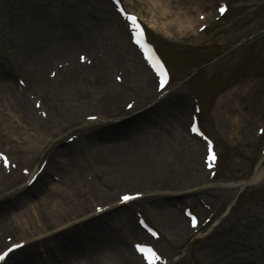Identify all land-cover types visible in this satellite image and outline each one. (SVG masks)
Wrapping results in <instances>:
<instances>
[{
	"label": "rangeland",
	"instance_id": "obj_1",
	"mask_svg": "<svg viewBox=\"0 0 264 264\" xmlns=\"http://www.w3.org/2000/svg\"><path fill=\"white\" fill-rule=\"evenodd\" d=\"M51 1V7L44 9V13L54 21L68 14L66 20L77 22L76 11L69 9L73 8L71 3H78L91 10V22L93 18H99L96 21L99 23L102 20L98 9L102 8L105 12L102 32L88 33V29L76 26L77 32L85 30L80 33L81 38L91 34L99 37H94L99 47H95L94 54L89 55L82 47H74L73 52H62L53 63L45 66L41 77L32 63L25 60L29 53L23 43L15 44L12 38V22L16 16L12 18L10 12L14 4L0 0V63L14 86L19 87L29 99L30 106L33 103L37 108L38 105L46 123L51 121L48 122L49 130L54 132L51 135L48 129L37 127L39 124L33 122L34 119L23 117L20 111L11 108L10 99L0 93V148L13 150L11 155L17 158V163L23 162L26 167L30 165L34 168L40 158L47 160L49 157L41 153L43 148V152L47 148H51L49 151L59 148L67 151L62 145L68 146L71 158L56 156L53 165L59 163L86 175L96 188L90 192L88 186H82L83 196H76L88 211L95 201L115 203L117 199L114 197L118 193H143L145 198L132 205V217H136L134 211L138 210L158 230L159 237L149 236L144 241L166 255L167 264H214L206 249L217 238L226 241L224 245L228 252L227 246L235 247L236 250L230 252L233 260H236L235 255L246 258L243 255L245 251L240 248L241 240L258 244L260 251L253 257L256 256L259 261L255 264H264V182L257 184L258 178L250 182L253 177H258L257 173L264 172V154L260 152L264 145V0H227L229 10L223 15L215 12L221 0H167L166 7L159 2L152 3L154 0H122L129 11L136 12L144 21L149 40L155 44L171 70L172 79L162 96L154 91L155 78L136 49V66L132 62L131 71L130 64L125 68L119 65L120 62L114 64L120 32L125 35L121 38L124 37L126 45L132 50L134 48L130 46L128 29L112 3L93 0L91 2H97L99 6L95 4L92 9L90 0ZM180 17L189 19L185 30ZM152 19L160 25L163 23L164 32L149 26ZM82 52L89 57L88 62L82 63L90 68L85 73L89 77L77 82L92 89H104L102 92L110 93L111 97L122 94L126 101H131V110L135 113V110L156 102L151 110L154 120L149 135L141 132L140 125V129H133L134 132L128 136L129 145L145 154L140 165L134 168L138 170L136 172L124 170L115 159L112 162L108 160L107 152L100 144L86 141L93 137L91 133L99 132L106 125H115L133 117L134 114L129 113L131 110L122 106L125 100L122 104L119 101L121 105L117 108L95 113L94 119L90 120L91 116L87 114L92 112L86 113V107L74 109L69 94L57 92L43 81L47 76L53 79L57 70L65 67L63 62L67 60L64 56H71L77 62V54ZM125 60L122 58L119 61L124 63ZM145 91L153 93L147 96ZM175 101L184 109L182 112L186 111L185 116L180 117L183 126L177 128L163 118L173 114L172 104ZM194 104H198L200 109L197 117L203 130L201 136L189 130L195 112ZM17 115L22 118L21 121ZM61 121L69 123L57 128ZM58 129L60 132H56ZM70 134H74L75 138L65 141ZM20 136L26 141L17 139ZM152 138H156L154 146L150 142ZM164 138L172 142L174 149L173 163L167 169L165 164L169 162L166 159L169 154H164L166 147H155ZM32 143L41 145V152L35 162H28L32 153H23L21 149ZM206 149H211L213 159H208ZM108 165L113 173L108 170ZM45 171L47 168L42 172ZM12 172L16 174L17 168H12ZM48 172L45 176L49 181L45 184L60 187L57 173L52 169ZM1 173L4 176H0V185H8L10 176ZM19 188L16 184L6 187L7 197L15 196ZM153 197H159L161 204ZM174 203L179 204L178 210L186 224L187 218L182 213L184 207H190L198 214V231L183 236L175 234L171 219L160 214L168 209L176 211ZM25 204L31 206L33 203L31 200L22 202L9 213L13 211L20 216L17 211ZM245 230L249 231L248 236L240 237ZM212 232L217 238H208Z\"/></svg>",
	"mask_w": 264,
	"mask_h": 264
},
{
	"label": "bare ground",
	"instance_id": "obj_2",
	"mask_svg": "<svg viewBox=\"0 0 264 264\" xmlns=\"http://www.w3.org/2000/svg\"><path fill=\"white\" fill-rule=\"evenodd\" d=\"M7 0H4V2ZM14 4L13 10L10 12L11 17H15L12 22L15 44H22L28 50L29 55L25 60L32 63V66L38 71L42 77L45 71V66L53 63L62 52H73L74 47L85 48L87 53L94 54V48L99 47L95 34L87 35L85 38H81L80 33L88 29L89 32H102L105 28L103 16L105 15L103 9L100 10L101 20L99 18H93L92 22L89 19L91 10L86 7H81L78 3L73 4L69 10L76 11L77 22L74 20H66L68 14H64L60 20L54 21L52 17L44 13V9H49L52 5L51 0H8ZM93 0H90V2ZM152 3L159 2L165 7L166 0H154ZM41 3V4H40ZM11 4V5H12ZM97 5V2H91L90 7L92 9ZM99 6V5H97ZM97 11V12H98ZM46 12V10H45ZM71 16H73L71 14ZM94 16H97L96 14ZM82 20V21H81ZM184 20L189 21V19ZM87 21L88 23H84ZM90 21V22H89ZM150 27L163 31V23L158 24L157 22L151 21ZM184 30L188 27V24L182 22ZM63 24V25H62ZM84 27L85 30L77 32V28ZM178 26V23H177ZM183 31V28L179 30ZM187 29V28H186ZM167 32V31H165ZM123 32L119 33V39L116 42L117 53L114 55V64L120 62L119 65L130 64L132 70V62L136 66V52L134 49L126 45ZM96 37L97 39H95ZM18 41V42H17ZM132 47V45L130 44ZM80 53L77 54V60ZM67 60V66L58 69L57 75L50 80V78L44 77L43 81L48 82L51 87L57 92H65L69 94L71 103L75 106L74 109H82L86 107L87 115H96L95 113H103L106 110H112L117 108L119 105L124 103L126 100L122 94H114L112 97L110 93H103L104 89L98 88L92 89L93 87L83 86L77 82L83 81L88 75L85 73L90 69L87 65L75 62L73 57L64 56ZM122 58H126L123 62L119 61ZM1 59V58H0ZM2 62L4 60L2 59ZM48 63V64H47ZM113 64V66H115ZM5 68L0 63V93L5 95L7 99H10L11 108L20 111L24 116H29L34 119L33 122L38 123L37 127L48 129L50 122L46 121L41 117L36 107L30 106L29 99L22 93L21 90L14 86L12 79L9 74L3 70ZM122 69V68H121ZM84 72L83 74H80ZM62 75L60 78H58ZM79 83V84H78ZM203 83V82H202ZM204 84V83H203ZM155 90V89H154ZM121 92V91H120ZM151 91H145V94L149 96ZM125 100V101H124ZM121 101V104H119ZM127 100L123 107L127 105ZM172 115L163 116L167 121L173 123L174 127L183 126L180 119L186 114V111L182 112V107L179 102L175 101L172 104ZM154 104L149 107L143 108L140 111L134 113L131 121L120 122L115 125L105 126L99 132H93L92 138H87L86 141L91 144H97L103 146L107 152L108 160L111 162L115 159L118 166L124 168V170H134L135 167L139 166L142 158L145 156L144 151L135 150L132 145H129L128 136L132 134L133 129H140L141 132H149L153 128L154 116L151 113ZM97 110V111H96ZM184 110V109H183ZM18 116V115H17ZM161 116V114H160ZM19 118V121L22 118ZM66 123H69L67 121ZM63 121L59 122L57 128L65 125ZM60 132V129L56 130ZM51 135V130H49ZM89 134L88 136H90ZM87 136V137H88ZM21 142H25L26 138L17 137ZM45 142V140H41ZM128 142V143H127ZM150 142L153 146L156 143V138H152ZM156 144V148L161 149L163 146L166 147L164 154L168 153L167 160L164 162L165 168H169L173 163L174 149H172V142L161 139V143ZM127 144V147L125 148ZM67 151H63V148H59L53 151H46L49 156L44 168H47L44 174H39L32 171V176H36L35 181L27 186L21 183L23 174L26 172L25 168H21V174H11L8 181L9 186L11 184H18L20 188L24 190L21 193L9 198L7 201L12 206H17L22 202L31 200L33 203L31 206L25 204L17 212L20 216L11 210V206L8 205L7 201L4 200L5 194L4 187L7 185H0V247L7 241L16 238L27 239L31 238L22 247L14 249L9 254V259L3 262V264H149L148 260L141 258L138 253L129 246L130 240L139 238L147 239L146 233L135 224L134 217L131 215L132 204L136 201L142 200L141 197L126 201L121 204L108 205L101 202L95 201L93 206L88 211L87 207L81 206L77 197L83 196L82 186H88L91 190L95 191L86 175L81 174L78 171L72 170L70 167H64L59 163L54 164L57 157L71 158L72 154L69 152V148L66 145H62ZM131 146V147H130ZM41 145L32 143L27 146H22L21 151L23 153H32L28 162H35L37 154L41 150ZM9 154L13 153V150H8ZM140 152V153H139ZM162 153V152H161ZM173 157V158H172ZM19 165V164H18ZM111 165V164H109ZM108 165V170H109ZM38 167V166H37ZM4 168L0 164V176H4L1 171ZM114 169L113 165L111 166ZM54 170L60 177V187L56 185L48 186L45 183L48 182L46 174L48 170ZM141 170V169H139ZM6 171V169H5ZM110 171V170H109ZM35 172V173H34ZM111 172V171H110ZM113 173V172H111ZM258 177H253L251 183L256 180L257 184L264 182V172L257 173ZM27 179V178H26ZM27 181V180H26ZM25 181V182H26ZM43 184V185H42ZM86 191V188L85 190ZM119 194V193H118ZM117 194V195H118ZM117 195L114 197L117 199ZM161 194H153V196H160ZM36 198V199H32ZM156 198L158 201L159 197ZM108 199V198H106ZM151 199V198H150ZM161 199V198H160ZM158 201V204H161ZM178 203V202H177ZM177 207L176 211L168 209L164 213H160L161 216H165L171 219V224L174 225L173 231L177 235H184L191 231V228L185 223L183 216L180 214L178 207L179 204L174 203ZM97 209H102V212L97 213ZM159 212V211H156ZM212 232L208 235V238L214 237L215 233ZM249 231L245 230L240 237L248 236ZM213 235V236H212ZM217 238V235L214 237ZM207 240V239H206ZM226 241L223 239H216L211 246L206 249L208 252L207 256L212 259L214 264H255L259 259L253 255L257 254L258 244L247 243L245 240L240 241V245L245 252L246 258L243 256L235 255L236 260L231 258L232 250H236L234 246H227L230 250L228 252L225 249ZM12 245V244H11ZM231 248V249H230ZM240 257V259H238ZM246 260V261H245ZM151 260V264H153Z\"/></svg>",
	"mask_w": 264,
	"mask_h": 264
},
{
	"label": "snow or ice",
	"instance_id": "obj_3",
	"mask_svg": "<svg viewBox=\"0 0 264 264\" xmlns=\"http://www.w3.org/2000/svg\"><path fill=\"white\" fill-rule=\"evenodd\" d=\"M223 10V9H221ZM127 19L129 20H132L133 22V27H136V23H135V18L132 17V16H128ZM139 43V40L137 41ZM81 59H83V57H81ZM156 69V71L158 72L159 76H160V87L163 88L164 87V84H165V80H164V77H165V72H164V69H163V66L162 65H159L158 62L154 63L153 65ZM129 107H131V105H129ZM208 159L211 160L213 159V154L211 152V149H209V156H208ZM130 197L125 195L122 197V199L124 200H128ZM197 223L196 221V218L195 217H192V224L193 226H195ZM155 234V233H153ZM13 249L18 247V245L16 244H13L11 246ZM137 247V250L140 251L141 253L145 254V259H148L149 260V264H151V258L148 256V254L150 253L151 254V257H156V253L150 248V247H147L145 245H136ZM8 251H11V249H9ZM7 253L5 252H0V259H3L5 257ZM158 259V257H156Z\"/></svg>",
	"mask_w": 264,
	"mask_h": 264
}]
</instances>
